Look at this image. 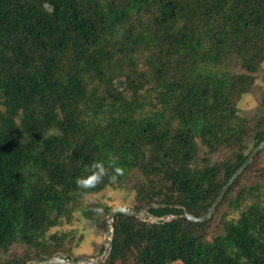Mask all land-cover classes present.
I'll list each match as a JSON object with an SVG mask.
<instances>
[{"label": "trees", "instance_id": "obj_1", "mask_svg": "<svg viewBox=\"0 0 264 264\" xmlns=\"http://www.w3.org/2000/svg\"><path fill=\"white\" fill-rule=\"evenodd\" d=\"M103 1L110 23L120 19L111 31L100 32L97 20L76 0H0V55L16 52L18 60L11 61L25 75L0 85V264L78 258L62 243L74 231L80 232L79 240L94 227L103 231L106 215L117 205L138 209L157 197L164 205L149 208L155 216L182 213L174 205L201 216L246 159L244 124L258 127L250 146L264 138V119L236 108L264 57V0H209L206 15L194 23L187 18H197L193 6L201 0H158L152 26L136 38L146 49L150 78L143 72L114 78L117 72H93L92 56L110 55L116 40L135 36L123 28L126 18L116 17L115 6ZM144 1L149 2L130 0L126 10ZM36 41L46 42L42 59L54 62L53 72L35 57L41 48ZM14 43L21 45L10 52L6 47ZM67 45L80 57V88L50 78L54 72L55 78L68 73L59 58ZM20 46L30 47L31 59L17 50ZM3 70L0 66L1 80ZM143 79L153 86L137 89ZM263 106L264 95L252 111L261 115ZM209 118L216 124L211 125L217 131L214 143L200 138L202 122ZM199 148L207 155L198 159L201 164ZM233 149L228 157L214 155ZM97 161L108 176L95 187L79 188L77 177L89 175ZM116 167L123 175L112 182ZM238 178L205 222L180 217L150 223L118 214L102 264H241V255L247 256L246 264H258L264 253V194L257 190L264 186H246L257 195L236 219L219 220V231H210ZM115 188L127 192L111 203L105 192ZM249 191L237 190L232 208ZM63 221H77L81 230H59ZM16 243L31 250L20 257Z\"/></svg>", "mask_w": 264, "mask_h": 264}, {"label": "rangeland", "instance_id": "obj_2", "mask_svg": "<svg viewBox=\"0 0 264 264\" xmlns=\"http://www.w3.org/2000/svg\"><path fill=\"white\" fill-rule=\"evenodd\" d=\"M76 1H77V4H79L85 10L86 13H88L90 16H93L97 20V27L100 30V32L111 31L114 27L117 26V24H119V21H120L119 18L113 24L110 23V17L108 16V8H107L108 6L104 4L103 0H93V1L92 0H76ZM148 1L149 2L144 1L142 6L140 7L134 8L132 10L128 8L126 10V7H128L129 3H131L130 0L129 1L109 0L111 6H115L116 8V17L126 18V20L124 21L125 23H124L123 28L130 29L131 32H135V36L134 35L132 37L126 36L120 39L118 36L119 40H116V44L111 49L112 53L110 55L105 56L103 53H101L97 56H92L93 58L90 57V59L92 58L91 62H92V66L94 65L93 72L95 74H99L103 76V75H111L112 73L117 72L119 75L116 74L115 76L112 77L114 78V77H119V76L126 77L130 74L137 75L140 72H143L147 74L149 78L151 77L150 75L151 67L148 66L147 64L148 57H147L146 52H144L146 49L145 48L142 49L143 46L141 47V45L136 41V38H138V36H141L143 34L142 32H144L148 27L152 26L151 23H152L153 15L151 14L154 13V10L156 11L158 0H148ZM207 4H209V0L199 1L197 5L193 6V8L197 10L195 12L196 14H198L197 18L193 19L192 17H188L187 20L194 23L195 20H199L201 17L206 15L205 14L206 12H203V10L205 9ZM216 31L217 32L220 31L219 25H217ZM45 43H46L45 41H36L37 46L38 47L41 46V48L38 54L35 55V57L38 58L41 61V64L44 65L48 69V72H53V67L55 66L54 62L51 63L50 60L47 61V59H42V58L47 57L45 52L42 51V46ZM25 44L26 45L31 44V41L29 38L25 40ZM16 45H21V43H14V45H11L6 48L10 52H12L13 49L15 50V47H17ZM236 45H238V43H236ZM167 49L168 48H164L163 51H166ZM17 50L22 55L27 57V61L28 59L32 58L33 53L31 52L30 47H27L25 50H23L22 46H20V49L18 48ZM58 50L60 49H56V51ZM65 50H66V52H64L65 56L59 57L60 59H62L60 60L61 61L60 66L68 69L67 70L68 73L65 74V76L59 75L57 78H55V72H54L53 74H50L51 76L50 78L52 80H55L56 82L63 83V84H75L76 86L80 88L81 86H83V82H82L83 77L81 73L79 72V68H78L80 57L76 54V52H73V48L69 45H67ZM13 53H14V56H9L8 58H6L4 55H0V66L2 67V69L4 68L2 77L3 76L5 77V79L3 80H1L2 78L0 77V85L6 86V84H8L6 82L9 80L10 77L18 75L19 79H22L25 76L24 74H22L20 70L16 69L17 64L12 63L11 60L13 59L18 60V57H16V52L13 51ZM42 55L45 57H43ZM163 60L165 61L164 57H163ZM57 61L58 60H56V62ZM19 63H21V61ZM58 65H56L57 68H58ZM18 67H20V65H18ZM149 85L153 86V83L149 81V79L148 80L143 79L141 85L137 89H149L150 88ZM263 95H264V57H263V60L261 61L259 71L256 77H254V83L252 84L251 89L249 90V92L243 94L242 97L237 101V105H236L237 110L239 112L248 111L250 113V117L256 118L257 121H259L260 119H264V106L260 107V111H262L261 115H256L252 111L254 107L259 103L260 97H262ZM1 106L2 104H1V96H0V108ZM212 123L214 124V121H212L210 118L202 122L203 130L200 131V138L201 139L207 138L210 140L211 143H214L213 138L216 137L217 131H214V127L211 126ZM257 128L258 127L254 126L252 122H250L249 124H244L242 128V130L244 131L243 133L244 141L243 142L247 146L244 150L245 151L249 150L247 153H245L247 155L253 148V146H250V145H252L254 141L253 133ZM155 137L158 138L156 135ZM197 142H199L198 139H197ZM248 144L250 147H248ZM199 149L200 150H199V156L197 158V161L198 159H201L203 156H204L203 160H205L207 157V155H204L206 153V150H202L201 148ZM234 151L235 149H233L232 152H228L226 154V151L223 152V150H219L214 155L222 158L224 154V156L226 155L228 157L230 153H233ZM198 163L201 164L202 161L200 160L198 161ZM245 168H247L244 170L245 172L242 171L240 175L238 176L240 179L238 178L237 185H236L237 188H234L232 193H230V195L227 196V199H228L227 208L223 209L219 207V210L221 211L219 214L216 215V220L211 223L212 228L210 231L212 233H214L215 230H216L215 233L219 231V227H218L219 220H221L220 223H223V221L226 222L228 220L232 221L236 219L239 216L240 211L246 206V204L250 201V199H252L255 195H257V193H255L253 190L249 191V189H246L245 188L246 186L251 185L252 186L251 189H255V187H257V183L260 184L261 186H264V148H262L260 151H258L255 154V156L252 158V160L249 162V164ZM243 172L244 174L241 175ZM243 188L246 191H249V194L248 193L245 194V199L241 201L240 204H236V208H232V206L229 203L230 200L236 197L237 190L239 191L240 189H243ZM257 191L259 193L264 194V187H262V189H258ZM125 192H127L126 189H122V188L116 189L115 188L113 190H107L105 192V195L106 197L107 196L110 197L109 202L116 203L119 200L118 196H121L122 193H125ZM128 197L132 198L131 193H129ZM128 197L124 195L122 199L127 200ZM223 197L224 195L222 196L219 203L222 201ZM219 203L217 204V206L219 205ZM150 204H153L154 206H157V207L164 205L163 203L159 204L157 197H154L145 206H148ZM124 206L131 207L130 204H126ZM77 227L81 230V225L78 224L77 221L70 222V223L63 221L57 226V228L62 231L67 230V229L76 230ZM104 231H105V221H104L103 231H101L100 228L94 227L90 229L89 232L83 233L82 239L80 240L78 239L80 237V232L77 233L76 231H74L73 234H69V240L62 243V245H66L65 246L66 248H68V245H70V252L74 255V257L78 256V258L79 257L94 258V257L99 256L103 251V247H102L101 253L99 255L96 254V251L98 250V247L100 246V244H102L103 246ZM12 246H14L13 248L17 249V253L19 254L20 257H23L22 255L25 254L27 250H31L28 247L20 243L12 244ZM80 254L84 256H79ZM65 258H69V257H65ZM260 258H261V261L258 264H264V253L260 256ZM246 260H247V256H244V255H241L238 258V262L241 264H246L248 262L247 261L245 263ZM167 264H183V263L177 260V261L169 262Z\"/></svg>", "mask_w": 264, "mask_h": 264}, {"label": "water", "instance_id": "obj_3", "mask_svg": "<svg viewBox=\"0 0 264 264\" xmlns=\"http://www.w3.org/2000/svg\"><path fill=\"white\" fill-rule=\"evenodd\" d=\"M262 148H264V139L252 148V150L249 152V154L247 155V157L243 161V163L232 173V175L228 178V180L222 186L218 195L214 198V200L209 205L206 213L201 215V216H195V215L189 213L181 205H174V206L181 207L182 213L168 214L165 216H155L152 213H150L149 208L157 207V206H154L153 204H150L148 206L138 208V209H136L134 207L124 206V205H117V206L113 207L108 212V214L106 215L105 231L103 233V251L99 256L94 257V258L79 257L76 259L53 256V257H50V258L45 259V260L36 261V262H29L26 264H102L106 260V258L108 257V255L111 251V248H112L114 219L118 214H124V215L131 216L134 218H138L142 221H147L150 223H163V222L170 221L174 218H180V217H184V218L191 220L193 222H205L211 217L214 209L216 208L217 204L219 203V201L221 200L222 196L225 194V192L227 191L229 186L238 178L240 173L249 164V162L252 160V158L255 156V154L258 151H260ZM161 205H163V204H161Z\"/></svg>", "mask_w": 264, "mask_h": 264}, {"label": "clouds", "instance_id": "obj_4", "mask_svg": "<svg viewBox=\"0 0 264 264\" xmlns=\"http://www.w3.org/2000/svg\"><path fill=\"white\" fill-rule=\"evenodd\" d=\"M115 175L110 176L109 179L115 182L117 176L123 175V169L114 168ZM105 176H108V171L102 162H94L89 170V175L84 177H77L76 184L79 188H92L101 183Z\"/></svg>", "mask_w": 264, "mask_h": 264}]
</instances>
